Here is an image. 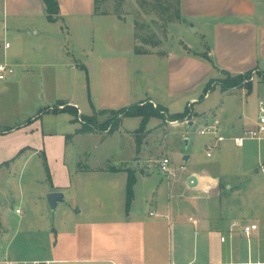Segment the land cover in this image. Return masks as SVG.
<instances>
[{"label":"crops","instance_id":"crops-1","mask_svg":"<svg viewBox=\"0 0 264 264\" xmlns=\"http://www.w3.org/2000/svg\"><path fill=\"white\" fill-rule=\"evenodd\" d=\"M56 1L59 12L54 20H49L43 0H0V63L18 71L11 80L0 81V126L3 95L19 85L35 105L29 118L35 123V133L42 137L43 145L42 149L34 145L25 147L11 163L39 157L44 169L49 166L50 170L49 178L45 170L48 187L44 193L60 191L64 195L55 208L57 213L63 204L59 224L45 229L43 255L12 258L9 243L3 241L5 232L0 231V263L10 259L44 264H264V210L259 208L264 203V193H260L264 190V179L256 185L258 180L252 174L241 178L240 171L230 173L221 160L208 159L213 156L212 148L229 152L232 147L240 155V147L231 140L241 135L235 125L229 130L220 123L219 131L226 137L221 142L216 143L209 134L204 143L205 161L194 160L188 166L185 162L191 154L182 155L179 161L165 154L163 157L170 158L173 171H160L157 161L160 176L156 177L154 165L137 168V162L132 167L126 160L119 165L93 168L76 155L74 164H69V143L86 136L100 139L115 134L128 117L120 118L114 131L109 132L106 126L81 132L80 123L73 121L71 114L49 110L64 102L77 107L83 116H91L100 110H117L149 101L154 106H163L170 114L187 108L183 120L152 118L171 126H191L195 119H201L204 125L217 119L212 117L223 108V103H216L208 113L196 112L193 106L196 90H202V98L218 86L221 97L234 98V93L240 91L243 96L248 91L264 101V0H180L179 22L206 44H200L198 51L183 42L180 51H171V45L162 55L150 50L135 52L138 43L133 21L129 37L122 36L123 33L109 35L102 47L99 33L102 17L111 18L114 24L126 22V17L103 12L95 0ZM72 44L77 48V57L70 51ZM136 54L166 60V94L173 99L178 96L187 99L183 110L171 111L173 102H160L151 87H146L143 93H134L128 74L138 67L133 66L132 56ZM225 72L231 76L254 74L250 90L245 85L221 89L215 81ZM122 73L125 78H118V83L117 75ZM116 105L121 106L113 108ZM134 118L139 126L140 117ZM257 120L242 131L254 128ZM138 126L126 133L132 143L128 159L140 156V161L150 153L151 129L147 130L146 125L138 152L133 136ZM18 127L9 128L7 133H16ZM256 149L260 156L264 144L258 143ZM208 151L210 156L206 154ZM81 155L85 157L87 152ZM262 162L255 167V175L261 174L258 168ZM180 165L185 169L180 170ZM129 173L135 180L132 198L127 203ZM191 175L196 179L192 186L187 183ZM89 178H94L93 185L97 187L92 189L93 194L86 195ZM240 186L244 189L253 186L257 190L241 193ZM251 223L257 228L246 235L243 227Z\"/></svg>","mask_w":264,"mask_h":264},{"label":"rangeland","instance_id":"rangeland-1","mask_svg":"<svg viewBox=\"0 0 264 264\" xmlns=\"http://www.w3.org/2000/svg\"><path fill=\"white\" fill-rule=\"evenodd\" d=\"M172 4H174V0H172ZM98 5L103 12L125 16L127 19L126 22L114 24L111 18L102 17L99 25L102 47L103 45L105 46L104 41L109 35L119 36L123 33L122 36L129 37V25L132 24V21L134 23L136 20L139 25L143 23L147 25L143 24L141 28L136 29L137 35H149L152 31L155 34L154 39L159 41L155 47L137 41L140 48L165 53L168 47L172 45L171 51L177 52L180 51L184 42L190 43L193 45L194 50L198 49L200 51L201 48L199 47L206 44L199 38L198 34L193 33L185 25H182L181 22H166L162 18L161 13L162 7L168 5L167 2H162V0L161 2L154 0H98ZM171 9H174V7H171ZM71 50L74 51L75 57H77L78 51L74 44L71 45ZM105 50L106 48H102V51ZM132 57L133 66L135 65L136 67L138 65L133 71L129 70L130 73L128 74L129 81L134 86V93H143L146 87H151L156 96L160 98V102L163 101V104L173 102V105L170 107L171 111L183 110L187 99H184L182 96L173 99L169 98L166 94V60L159 56L145 57L137 54ZM136 62L140 63L135 64ZM17 73V68H13V72L1 81H9ZM118 78H125L124 73L117 75L119 83L120 80ZM221 78L223 76L216 79L215 82H219ZM220 93L221 90L216 86L207 97L202 96L200 98L202 90H196L193 93L196 97V102L193 105L194 110L199 113L203 111L208 113L209 108L216 103H223V108L218 109L215 117H212L219 119L221 127L226 126L230 130L231 125H235V130L238 131L240 129L239 134H242L244 126L254 125L259 115V99L255 93L251 94L246 91L243 96H240L239 91L234 93V98L221 97ZM31 102L33 103V100L28 98L27 91L20 89L19 85L18 88L15 86V89L4 93L1 116L3 124L0 126V220L3 223V225H0V231L1 233L5 232L3 241L9 243L10 256L12 258L24 259L38 258L43 255L44 251L41 246H45L47 240L45 238V229L59 224L63 207V204H60L57 213L54 212V214L50 209L47 195L44 193L46 187H48V182L46 180L45 169L39 157H33L25 163H17V161H14V164L11 163L14 160V156L29 145L39 146L40 149L43 148L42 137L38 133H35V123L31 122L29 118V114H33L35 110V105ZM57 104L51 106L49 110L53 111L56 109L55 106ZM120 106L116 105L113 108ZM86 111L88 112L89 109L86 108ZM81 115L78 111L77 120ZM110 117L108 113L97 115L98 123L103 125L102 129L107 128L105 123ZM189 118L191 116H188ZM25 124L27 125L24 126ZM17 126H19V129L16 133H7L2 130L3 128L5 130ZM137 126L136 119L128 117L124 119L123 125L118 130L123 134L122 136L119 135V132H116L115 134L101 136V140L95 136H86L73 140L69 143V164L71 166L74 164V157L76 155L81 156L82 162H86L93 168L103 167L104 164L119 165L120 161L126 160L127 164L132 167H136L135 164L137 162V168L142 167L143 164L154 165L153 167L156 168L152 167L154 170L153 175L157 177L160 176L157 169V161L165 154L171 156L174 161H179L182 155L191 154L189 161L185 162L188 166L194 160L202 162L207 159L204 143L210 135L199 133V130L204 127L201 119H195L191 126L186 124L171 126L164 123L163 120L151 118L147 123V130L151 129V133L148 136L150 140L148 145L150 146V153L146 154V157L140 161V156H137L134 160H130L128 158L132 143H130V138L126 132L127 130L135 129ZM133 136L135 137V135ZM258 143L264 144V141L246 140L244 146L240 147L239 156L236 152L237 149L232 147L229 152L212 148L211 153L213 156L208 159L221 160L222 164L225 167L227 166L230 173L240 171L241 178H246L252 174L253 179L258 180L256 185H259L263 181L264 176L262 174L255 175L254 169L257 167L259 161L264 160V151H260V156L258 155L256 149ZM140 147L141 145H139L138 152H140ZM81 152H87V155L83 157ZM47 167L50 172L49 166ZM89 181L86 195L93 194L92 189L97 187L93 185L94 178H89ZM254 188L257 190L253 186H246L245 189L240 186V192L253 193ZM221 189L222 193L226 192L223 184L221 185ZM260 193H264V190H261ZM259 208L260 210H264V203H260ZM16 209L18 212H16ZM2 229L6 231H2Z\"/></svg>","mask_w":264,"mask_h":264},{"label":"trees","instance_id":"trees-1","mask_svg":"<svg viewBox=\"0 0 264 264\" xmlns=\"http://www.w3.org/2000/svg\"><path fill=\"white\" fill-rule=\"evenodd\" d=\"M161 2V0H154ZM45 7H46V12H47V17L49 20H54V16L58 14L59 12V6L56 0H43ZM162 2H167L168 6L162 7V13L161 15L163 16L162 18L166 22H173V21H181V15H180V0H174V4H172V0H162ZM95 3L98 4V0H95ZM171 7H174V9H171ZM169 10V11H168ZM165 11V12H164ZM119 16V15H118ZM145 26H147L145 23H143ZM143 24L139 25L137 20L134 22V35L135 39L137 41H140L143 44L150 45L151 47L157 46L159 43L158 40L154 39V33L149 35H137L136 29H139L143 26ZM135 52L136 53H149L150 51L145 48H140L138 45L135 47ZM162 55V53H160ZM260 74V73H257ZM251 76V72H248L246 74H240V75H235L231 76L229 73H223V78L219 80L221 89L227 90L230 88L238 87L241 85H245L247 90H250L251 88V81L249 80V77ZM210 86V83L206 86V90ZM64 103V102H60ZM67 112L71 114L74 117L73 121L78 122L76 116L78 112V108L75 106H65L63 109H54L53 112ZM108 113L110 114V119L105 123L107 127H109V132L114 131L118 124L119 120L122 117H140V124L138 128L135 130V139L137 143V147L139 148V145L141 144L142 137L144 132L146 131V125L149 121L150 118L152 117H158V118H163L164 116L167 117L170 120H183L185 116L188 114V109L186 108L183 112L180 113H174L170 114L168 113L167 109L164 108L163 106L157 104L153 105L149 101H144L140 103H135L132 104L128 107H122L117 110H100L96 113H94L91 116H83L81 115L82 122L80 123V129L79 131L81 132H87V131H92L95 130L98 127H103L102 124L98 123L97 120V115L98 114H105ZM10 129H5V132H8ZM47 176L49 178V171L48 168L45 167ZM134 175L132 173L128 174V180H127V187H126V194H127V203L132 198V187L134 183Z\"/></svg>","mask_w":264,"mask_h":264},{"label":"built area","instance_id":"built-area-1","mask_svg":"<svg viewBox=\"0 0 264 264\" xmlns=\"http://www.w3.org/2000/svg\"><path fill=\"white\" fill-rule=\"evenodd\" d=\"M6 46L8 44L6 43ZM13 72V67L6 63H0V81L3 80L8 74ZM254 74H252L249 77V80H253ZM71 105L70 103H58L55 108L56 109H63L65 106ZM74 106V105H71ZM258 109H259V116H258V123L254 128L245 129L241 135L233 136L231 137V140L233 143L241 147L244 145V142L246 140H262L264 139V101H259L258 103ZM79 122H82V118L78 117ZM220 122L217 119H213L211 121H207L203 128L199 130V133L204 134H211L215 138L216 143L221 142L226 139V137L220 133L219 131ZM206 149H210L209 146L206 147ZM208 156H210V152L208 151L206 153ZM158 166L160 171L164 173H171L173 171V168L171 166V160L169 157H162L158 160ZM180 170H184L185 166L180 165ZM258 171L264 175V162L259 164ZM18 212V210H16ZM257 228V225L254 223L247 224L243 227V232L246 235H249L250 231H253ZM0 264H44L40 261H22L17 262L10 259H6L2 261Z\"/></svg>","mask_w":264,"mask_h":264},{"label":"water","instance_id":"water-1","mask_svg":"<svg viewBox=\"0 0 264 264\" xmlns=\"http://www.w3.org/2000/svg\"><path fill=\"white\" fill-rule=\"evenodd\" d=\"M187 183L190 186H192L196 183V179H195L194 175H191L187 179ZM46 195H47V201L49 203L50 209H51L52 213L54 214L57 203L64 200V195L60 191H53V192L47 193Z\"/></svg>","mask_w":264,"mask_h":264}]
</instances>
